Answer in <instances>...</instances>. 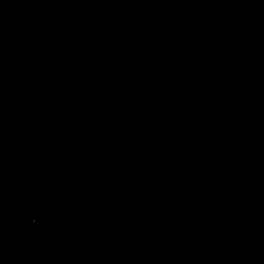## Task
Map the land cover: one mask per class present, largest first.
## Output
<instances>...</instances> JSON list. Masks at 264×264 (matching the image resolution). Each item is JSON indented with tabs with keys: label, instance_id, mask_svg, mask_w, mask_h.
I'll return each instance as SVG.
<instances>
[{
	"label": "trees",
	"instance_id": "obj_1",
	"mask_svg": "<svg viewBox=\"0 0 264 264\" xmlns=\"http://www.w3.org/2000/svg\"><path fill=\"white\" fill-rule=\"evenodd\" d=\"M0 264H264V0H0Z\"/></svg>",
	"mask_w": 264,
	"mask_h": 264
}]
</instances>
